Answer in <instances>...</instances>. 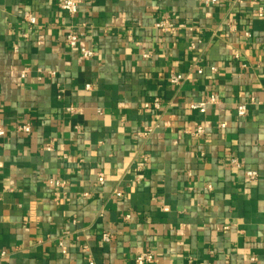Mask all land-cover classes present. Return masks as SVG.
<instances>
[{
  "label": "crops",
  "instance_id": "obj_1",
  "mask_svg": "<svg viewBox=\"0 0 264 264\" xmlns=\"http://www.w3.org/2000/svg\"><path fill=\"white\" fill-rule=\"evenodd\" d=\"M63 1L0 0V264H264V0Z\"/></svg>",
  "mask_w": 264,
  "mask_h": 264
},
{
  "label": "built area",
  "instance_id": "obj_2",
  "mask_svg": "<svg viewBox=\"0 0 264 264\" xmlns=\"http://www.w3.org/2000/svg\"><path fill=\"white\" fill-rule=\"evenodd\" d=\"M206 3H213L216 4L218 0H204ZM82 4L81 0H64L63 3L61 4L60 8L62 11L68 13L71 17H75L79 14V7ZM258 17L259 18H264V10L261 9L258 12ZM27 21L31 24V26L36 25V19L27 14L26 16ZM156 28L164 33H174L176 32L179 27H177L175 24H173L171 21H169L168 19H164L162 21H160L159 23H157ZM189 31H196L199 32V29H195V28H190ZM246 38H251V34L249 32H247L245 34ZM81 41V37L79 34H77L76 32H70L67 36H66V44L69 46V48L71 50H75L78 51L81 55V57L85 60V61H89L91 60L94 56H95V52L93 50L84 48L83 46L81 47L80 44ZM193 48H195V46H193ZM147 57V56H146ZM237 59H239V56H235ZM210 71L212 74H217L218 73V69L216 67H212L210 68ZM26 74L27 71H24L21 75V77L24 79L26 78ZM50 76L52 77H56V73L55 72H50L49 73ZM198 74L203 75L204 74V70L200 69L198 70ZM169 84L171 86H180L184 81H185V77L182 74H171L169 76ZM93 89V86L88 84L85 86V90L86 91H91ZM220 98L218 96V94H213L211 96H209L207 99L200 101V102H194L191 103L189 105V110L191 112H197L201 115H205L208 111V109L210 107L213 106H218L220 104ZM250 105H256V100L255 98L250 100ZM153 107L156 109H159L161 107V102L159 99H157L155 101V103L153 104ZM145 108H151L150 105L146 104ZM77 113V109L73 106L69 107L68 109H66V114L69 116L75 115ZM248 113V104H242L239 105L237 107V116L238 118H245L247 116ZM222 128H225V125H221ZM77 130L79 129V127L76 128ZM20 132L26 133V134H31L32 129L30 125H26L23 127L19 128ZM186 134H190L192 137L199 139L203 136L206 135V129L204 126L201 125H196L193 128H188L186 131ZM153 133V129L151 128H146L144 133L142 134V136L144 137H148ZM5 130L3 128L0 127V137H4L5 136ZM46 151H51L52 148L50 146H47ZM233 163L236 165H238V161L234 160ZM247 177L249 179V182L251 183H256L259 179V174L255 171H250L247 173ZM99 183L101 185H104L105 183V177L103 174H101L99 176L98 179ZM49 185L51 188H63L65 187V183L62 181H58V180H50L49 181ZM209 190H212V187H209ZM120 196V194H119ZM165 211H168V209L166 208ZM112 240V236L109 234H105L103 236V241L104 242H111ZM60 248L62 250L63 255H67L68 250L65 247V245L63 244V242H60ZM5 256V254H2L0 256V260ZM155 263V256L153 254V252H151L150 250H147L141 254H139L136 258H135V264H154ZM88 264H95V261L92 259V257L88 258Z\"/></svg>",
  "mask_w": 264,
  "mask_h": 264
}]
</instances>
